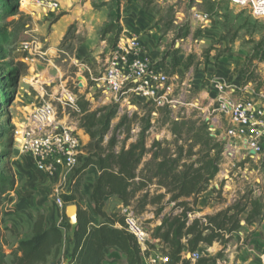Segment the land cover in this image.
I'll return each instance as SVG.
<instances>
[{"label": "rangeland", "instance_id": "rangeland-1", "mask_svg": "<svg viewBox=\"0 0 264 264\" xmlns=\"http://www.w3.org/2000/svg\"><path fill=\"white\" fill-rule=\"evenodd\" d=\"M110 23L121 28L118 38L137 36L148 59L186 81L175 107L141 102L134 107L108 100L89 81L86 84L79 78L87 76L84 66L94 74L100 72L114 46L116 27L102 33ZM217 82L230 84L238 96L264 92V18H254L247 8L229 0H0V178L13 182L0 199V247L7 262L17 243L32 235L38 215L44 217L46 226L60 223L65 221L63 210L74 205L89 212L93 225L102 221L89 201L97 175L94 167L81 174L75 200L59 210L53 189L60 183L62 195L70 194L75 188L74 169L66 181L47 177L34 168L23 149L24 131L33 127L34 108L47 103L58 121L76 126L84 153L90 139L79 128V111L68 102L71 93L87 101L89 111L103 110L97 116L115 110L104 147L113 136L115 151L143 141L146 152L137 172L157 150L155 142L172 156L180 153L179 164L195 161V166L204 163L207 150L210 156L220 150L218 171L188 213L187 224L199 218L206 225L205 216L228 208L231 214L237 208L243 209L238 215L239 228L225 235L226 242L201 243L196 251L212 264H264V163L234 154L224 140V117L213 112ZM147 188L150 197L165 192L155 184ZM168 198L166 194L142 210L134 209L135 202L123 205L115 195L104 198L107 215L117 219L127 207L149 230L152 243L141 249V264L144 258H157L155 254L166 255L167 245L153 235L165 216L181 211ZM254 201L262 210L249 222L246 217ZM66 218L71 227L45 264H74L71 251L76 222ZM184 253L188 258L190 253ZM103 264L127 263L123 253L107 248Z\"/></svg>", "mask_w": 264, "mask_h": 264}, {"label": "trees", "instance_id": "trees-1", "mask_svg": "<svg viewBox=\"0 0 264 264\" xmlns=\"http://www.w3.org/2000/svg\"><path fill=\"white\" fill-rule=\"evenodd\" d=\"M118 8V7H117ZM118 10L116 9V20ZM113 44L116 43L121 28L113 23L108 24L102 33L113 31ZM89 103L82 97L77 100L79 109V128L89 136V143L83 154L79 155V165L71 173L75 188L70 194L62 195L67 204L75 200L81 174L89 167L97 171L89 194V201L93 205V212L102 218L98 225L90 221V214L86 209L77 207L76 223L72 230L73 247L71 261L74 264H103L107 248H116L125 255L127 264H141V247L132 234L124 227V216L115 218L103 211L104 198L117 196L125 206L135 202V210H142L148 204H155L157 200L169 195L168 202H175L181 211L174 215L165 216L154 230V238H159L167 245L166 255L168 264H191L190 258H184L183 253H193L201 243L211 245L215 240L226 242V234H231L239 228L238 215L243 211L237 208L229 214L231 208L220 211L214 216H205L208 223H201L195 218L187 224L188 213L193 212L200 194L206 190L208 183L218 171V150L213 156L207 150L204 163L195 166V161L179 164L181 154L172 156L170 150L161 148L158 142L157 150L151 159L137 172L138 166L146 150L142 140L130 144L128 148L114 150V136L104 147L102 142L109 129L110 121L115 116V110H105L97 116L99 111H89ZM182 151V150H181ZM12 180L0 178L1 196L12 188ZM155 184L164 188V193L150 197L148 185ZM191 198V201L186 200ZM158 210H161L159 208ZM261 206L254 201L246 219L253 222L261 214ZM60 223L52 222L46 226L44 217L38 215L32 225V235L22 239L12 250V259L7 262L6 253L0 247V264H45L49 256L57 252L64 233L70 229L63 210ZM118 223L121 227H117ZM208 258L199 257L194 264H212Z\"/></svg>", "mask_w": 264, "mask_h": 264}, {"label": "built area", "instance_id": "built-area-1", "mask_svg": "<svg viewBox=\"0 0 264 264\" xmlns=\"http://www.w3.org/2000/svg\"><path fill=\"white\" fill-rule=\"evenodd\" d=\"M229 1L234 6L247 8L254 18H264V0ZM83 69L87 76L81 78L86 84L89 81L108 100L134 107L138 102L175 107L179 103L177 94L187 85L179 73L169 72L148 59L137 36L118 38L104 58L98 74H94L89 66ZM215 88L217 97L213 112L224 117V140L234 154L264 163V92L238 96L235 88L224 82H217ZM76 101V95L69 93L68 102L79 111ZM32 126V129L24 131L23 149L30 154L34 168L47 177L66 181L77 167L79 155L83 154L76 126L58 121L53 106L47 103L34 108ZM59 187L60 183L53 189L54 204L62 210L66 205ZM122 213L125 230L134 236L141 249L152 243L149 230L137 216L127 207L122 209ZM155 256L157 258H144L143 264H168L167 255L160 253ZM189 256L193 261L200 257L197 251Z\"/></svg>", "mask_w": 264, "mask_h": 264}, {"label": "water", "instance_id": "water-1", "mask_svg": "<svg viewBox=\"0 0 264 264\" xmlns=\"http://www.w3.org/2000/svg\"><path fill=\"white\" fill-rule=\"evenodd\" d=\"M81 78V76L79 77ZM65 214L69 217H73L74 221L76 222V214H77V208L74 205L67 206L65 209ZM189 258V256H188Z\"/></svg>", "mask_w": 264, "mask_h": 264}, {"label": "crops", "instance_id": "crops-1", "mask_svg": "<svg viewBox=\"0 0 264 264\" xmlns=\"http://www.w3.org/2000/svg\"><path fill=\"white\" fill-rule=\"evenodd\" d=\"M94 169V171H95V168H93ZM92 186V185H91Z\"/></svg>", "mask_w": 264, "mask_h": 264}]
</instances>
